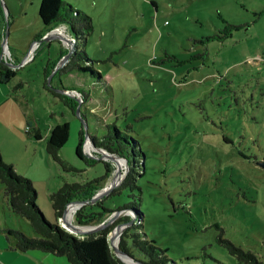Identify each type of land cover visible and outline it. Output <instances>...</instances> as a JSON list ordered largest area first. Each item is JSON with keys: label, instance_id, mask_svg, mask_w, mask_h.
<instances>
[{"label": "rangeland", "instance_id": "obj_1", "mask_svg": "<svg viewBox=\"0 0 264 264\" xmlns=\"http://www.w3.org/2000/svg\"><path fill=\"white\" fill-rule=\"evenodd\" d=\"M64 1L91 20L92 31L78 47L65 25L41 34V0H0L1 59L23 65L10 83L0 84L2 162L32 182L36 205L50 222L51 194L65 183L105 175L88 205L101 199L112 210L137 205L143 226L135 231L165 250L168 264H241L227 242L264 264V0ZM78 49L89 59L81 63L101 72L103 83L58 77ZM51 88L78 102L86 116L80 144L79 117ZM77 89L89 92L85 104ZM113 120L132 144L137 141L132 148L144 154V167L134 164L139 189L108 197L130 168L91 138L102 136ZM63 123L69 138L59 155L76 172L45 151L50 129ZM80 208L67 213V222L93 229L75 221ZM123 217H129L128 227L142 223L122 210L109 214L104 228L112 235ZM8 229L36 236L28 220L10 209L0 183V264H40L37 255L13 248ZM132 256L123 257L126 264L148 262L135 249Z\"/></svg>", "mask_w": 264, "mask_h": 264}, {"label": "trees", "instance_id": "obj_2", "mask_svg": "<svg viewBox=\"0 0 264 264\" xmlns=\"http://www.w3.org/2000/svg\"><path fill=\"white\" fill-rule=\"evenodd\" d=\"M0 15L5 18L1 2ZM39 18L43 27L41 34L59 25H65L76 41V47H78V41L85 39V36L92 31L90 18L82 14L81 11L74 10L64 0H41ZM39 36H36L34 39L38 40ZM86 55L84 50L78 49L74 52L68 62L57 72L58 77L75 74L87 77L91 80L90 84L94 86L100 85L101 82L103 83L104 80L101 72L96 71L89 65L81 63L84 60L89 61ZM8 63L10 62L0 60V84L10 83L17 75L18 68L11 67ZM51 66L52 63L49 62L44 70L46 77L50 74L49 69ZM96 88L100 90V87ZM50 91L76 115L78 102H75L74 99L67 95L55 92L52 88ZM77 91L81 94L82 103L85 104L89 98V92L83 89H77ZM80 116L86 121V116L81 111ZM114 121L113 123L107 122L104 125L106 131L102 136L91 138L96 147L104 148L109 153L124 158L130 168L124 183L111 192L108 197L119 195L121 189H129L130 191L139 189L135 184L136 174L134 164H137L136 167L139 170H142L144 167V154L140 152V148L138 152L136 148H132L134 144L138 146L137 141H134V144H132L129 135L123 133ZM83 135L84 128L81 123L79 144L83 139ZM33 136L36 140L41 139L38 129L34 130ZM68 138L69 124H56L49 131L45 151L54 161L62 165L64 169L75 171L59 155L60 150L67 143ZM77 155L79 156L78 149ZM138 155L139 158L142 157L140 161H136ZM84 161L89 164L88 160L84 159ZM105 179L106 176L103 175L99 179L85 183H65L59 190L50 195L54 218V222H50L44 217L42 211L36 205L35 198L37 192L32 182L23 176L17 175L13 165L4 164L0 154V183L4 186V195L7 203L15 214L28 220L31 229L36 235L35 237H28L21 231L15 229L6 230L7 234L15 240L13 248L22 253L41 252L57 257H64L70 264H126L122 258L116 255L110 246V228H103L85 237H78L69 233L61 224L67 205L73 201H91L95 196V192L99 189V183ZM101 204L102 199L91 205H83L77 211L75 221L82 226H95V224L99 225L103 223L111 213L121 212L122 210L130 211L134 213L135 218H140L142 223L135 225V227H126L120 236L118 250L132 259V249L139 251L148 258V262L143 264H168L170 262L165 257V250L156 247L154 241L148 240L144 233L140 234L135 231V228L138 226H143V213L137 205L129 203L118 207L116 210H112L102 207ZM92 206H99L101 210L98 212L87 211ZM129 222V217H123L119 220V223L122 224H128ZM225 247L230 255L234 256L239 263L255 264L249 261V259H254L252 253H247L229 242L225 244ZM256 264L263 263L258 261Z\"/></svg>", "mask_w": 264, "mask_h": 264}, {"label": "water", "instance_id": "obj_3", "mask_svg": "<svg viewBox=\"0 0 264 264\" xmlns=\"http://www.w3.org/2000/svg\"><path fill=\"white\" fill-rule=\"evenodd\" d=\"M7 36H8V27H7V29H6V36H5V38H4V40H3V43H2V47H4V46H6V39H7ZM1 58H2V55H0V60H1ZM65 59H68V56H65ZM8 65L9 66H11V67H14V68H19V67H22L23 65H22V63H20V64H17V65H12V64H10V63H8ZM76 115L79 117V119H80V121H81V123H82V125H83V128L84 127H86V123H85V119H83L81 116H80V106L78 105L77 106V108H76ZM112 158H116V159H120V160H123V161H125L126 162V160L124 159V158H122V157H120V156H111ZM261 166H262V168L264 169V162L263 163H261ZM98 198V196H96L95 198H93L92 199V201H95L96 199ZM88 202L89 201H74V202H71V203H69L68 205H67V207H66V209H65V212H64V215H63V218H62V224H64V226L65 227H67L69 230H71L73 233H75L76 235L75 236H77L78 235V237H85V236H87V235H89V234H91V233H93V232H97V231H99L100 229H103L105 226H107L108 225V223H103V224H101L99 227H97V226H94V228L93 229H88V228H84V227H81V226H75V225H72V224H70V223H68L67 222V220H66V216H67V213H68V211H69V209H70V207L72 206V205H74V206H76L77 208H79L80 206L82 207L83 205H86V204H88ZM72 204V205H71ZM119 214H121V212H116L115 213V215L117 216V215H119ZM130 223V222H129ZM128 223V224H129ZM128 224H123V225H121L112 235L110 234V236H109V241H110V246L112 247V249L114 250V252L116 253V255L118 256V257H120V258H122L123 259V257H127V258H129V259H131L130 257H128L127 255H125V254H123L122 252H120L119 250H118V248H117V246L115 247L114 246V242H115V240L116 239H118V238H120V234L122 233V231L124 230V228H126L127 227V225ZM92 227V226H91ZM72 234V233H71ZM74 235V234H73ZM124 260V259H123ZM132 260V259H131Z\"/></svg>", "mask_w": 264, "mask_h": 264}, {"label": "crops", "instance_id": "obj_4", "mask_svg": "<svg viewBox=\"0 0 264 264\" xmlns=\"http://www.w3.org/2000/svg\"><path fill=\"white\" fill-rule=\"evenodd\" d=\"M12 56L13 59H18L15 55L12 54ZM31 253L37 255L36 259L38 260V262H40V264H67L65 261L66 259L64 257H57L52 254L41 253V252H31Z\"/></svg>", "mask_w": 264, "mask_h": 264}, {"label": "bare ground", "instance_id": "obj_5", "mask_svg": "<svg viewBox=\"0 0 264 264\" xmlns=\"http://www.w3.org/2000/svg\"><path fill=\"white\" fill-rule=\"evenodd\" d=\"M122 164H124V162L123 161H121V160H119ZM74 210V206H72V207H70V209H69V211H68V215H69V213H70V211H73Z\"/></svg>", "mask_w": 264, "mask_h": 264}, {"label": "built area", "instance_id": "obj_6", "mask_svg": "<svg viewBox=\"0 0 264 264\" xmlns=\"http://www.w3.org/2000/svg\"><path fill=\"white\" fill-rule=\"evenodd\" d=\"M63 65H65V64H63ZM62 224V223H61ZM64 228V227H63Z\"/></svg>", "mask_w": 264, "mask_h": 264}]
</instances>
